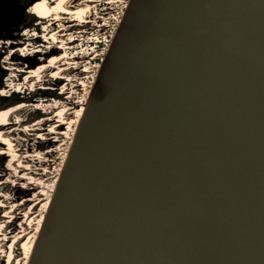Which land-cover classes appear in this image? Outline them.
<instances>
[{"label":"water","instance_id":"obj_1","mask_svg":"<svg viewBox=\"0 0 264 264\" xmlns=\"http://www.w3.org/2000/svg\"><path fill=\"white\" fill-rule=\"evenodd\" d=\"M28 264H264V0H129Z\"/></svg>","mask_w":264,"mask_h":264},{"label":"rangeland","instance_id":"obj_2","mask_svg":"<svg viewBox=\"0 0 264 264\" xmlns=\"http://www.w3.org/2000/svg\"><path fill=\"white\" fill-rule=\"evenodd\" d=\"M25 1L27 3L37 0ZM128 3L129 0H97L96 3H91L93 11L89 22L70 27L67 32H64L67 33L65 39L69 35L73 37V41L68 44L65 52L68 56H76L64 67L65 74L69 76L68 81L47 75L45 81L39 85L44 89L37 88L32 93L25 85L20 89V93L13 92L5 96L10 100L13 94H18L19 97H23V103H34L35 100H40V102L55 104L59 110L62 108L65 111L64 116L67 123L57 127L56 132L51 133L48 131L49 126L55 122L46 121L49 114L42 110L28 109L19 114L22 122L12 128L15 129L12 135L19 147V152L23 157H26L23 160L30 166L25 170L16 167L15 164L14 168L9 169L7 167L9 158L0 155V264H5V261H8V264H17V262L18 264H28L51 205L59 176L67 160L73 137L83 119L107 48ZM73 4L80 6L83 3L82 0H76ZM25 15V25L14 31H9V35L5 37V41L11 40L12 44L5 43V52H2L3 44L0 47V71L5 72L4 77L0 79V89L6 88L7 78L15 80L17 83L23 80V73L17 71L13 73L11 70H7L9 65L25 70L35 68L47 57L60 53L56 48L46 51L48 45L41 38L44 34L42 20L27 10ZM31 16L34 17V20ZM30 20L33 21L31 25L28 24ZM62 24L70 25L65 22ZM56 28V24L51 27V29ZM34 32L36 35H33ZM23 33H27V35ZM53 47L55 46L53 45ZM13 48H24L25 52L23 53L27 56L23 57L19 51H16L12 53V57L9 56L7 63L3 64L2 57L8 55V52ZM37 49H40V52L33 53ZM47 90H55L59 95L58 98H47L44 95ZM61 94L63 95L61 96ZM9 105L12 104L2 103L0 100V109L9 107ZM81 106H85L84 111L76 123L77 113ZM58 109L52 110L50 114L56 120H61L59 116L55 115L58 113ZM42 118H44V123L41 126L43 130H21L24 124H31ZM39 132L44 134L45 139L37 137ZM30 246L32 247L28 253ZM9 254L11 255L9 256Z\"/></svg>","mask_w":264,"mask_h":264},{"label":"bare ground","instance_id":"obj_3","mask_svg":"<svg viewBox=\"0 0 264 264\" xmlns=\"http://www.w3.org/2000/svg\"><path fill=\"white\" fill-rule=\"evenodd\" d=\"M76 0H64L63 4H61V0H37L34 1L28 8H35L36 4L43 3L44 7L39 9V15H37L36 11L29 12L32 15L39 18V20H42V31L44 34H42V41L44 43H47L48 47L46 48V51H51L53 48H56L60 51L58 55L47 57V59L42 62L41 64L35 66V68H29V69H23L21 67H16L13 65H9L7 67V70H11L13 73L15 71L19 73H23V80L22 82H16L15 80H12L10 78H7V84L6 88L0 89V96H8L10 93L13 92H19L20 89L24 88V86H28V90L30 92L36 91L37 88L42 89L43 87H39L40 84H42L45 81V77L48 75L52 78L57 79H65L66 81L69 80V76L65 74V65L70 63V60H73L76 58L75 55L68 56L65 52V50L68 47V44H70L73 41L72 35L67 36L65 39L67 32L70 27L74 26H80L82 23L89 22L90 17L92 15V9L91 3H96L97 0H82V5L76 6L73 3ZM57 5L63 8V11L55 10L53 11V8H55ZM68 23L69 26H65L62 23ZM57 26L56 29H51L52 25ZM53 33L55 35H53ZM53 45L55 47H53ZM63 45V47H61ZM25 52V50H24ZM38 51H34L33 53H36ZM40 52V51H39ZM46 53V52H45ZM13 55V54H12ZM11 55V57H12ZM21 56H27L24 53H20ZM8 56V55H6ZM54 57H57L55 59V62L52 63ZM9 60V56L7 60L2 61L3 64L7 63ZM18 69H23L22 71H19ZM40 70V71H38ZM36 73V75H33V73ZM44 89V88H43ZM85 106H81V108L78 110L79 115H77V121L78 123L79 118L82 115V112L84 111ZM59 107L55 104H48L45 102H40V100H35L34 103H18L3 109H0V155H5L9 158L8 164L11 165L10 167L7 166L9 169L14 168L13 165L16 164V167L23 168L25 170L28 169L30 164L26 163L23 159L26 157H23L19 152V147L16 144V141L12 135V133L15 132V129L13 126L19 125V123L22 122V120L19 117V114L25 110H42L44 113L49 114V117L46 118V121H54L55 123L49 126L48 131L51 133L56 132V128L66 124L65 121V111L62 109H58ZM58 109V113H55L56 116H59L61 120H56L52 117L50 114L52 110ZM54 116V115H53ZM44 118L40 120H36L35 122L31 124H24L22 127V131H40L42 129V124L44 123ZM60 125H57V124ZM43 130V129H42ZM37 137L39 139H45L44 134L39 132ZM7 141V143H5ZM40 153V152H39ZM37 155V154H36ZM50 201V200H49ZM42 222V221H41ZM32 245V244H31ZM31 247H29V252L31 250ZM26 250V249H25ZM27 251V250H26ZM29 255V254H28ZM28 259V256H26Z\"/></svg>","mask_w":264,"mask_h":264},{"label":"snow or ice","instance_id":"obj_4","mask_svg":"<svg viewBox=\"0 0 264 264\" xmlns=\"http://www.w3.org/2000/svg\"><path fill=\"white\" fill-rule=\"evenodd\" d=\"M63 2H64V0H61V4H63ZM43 7H44V4H43V3L36 4L34 9H33V8H29L28 11H29V12L36 11L37 15H39V14H40V13H39V9H41V8H43ZM57 9L60 10V11H63V8L60 7L59 5H57L55 8H53V11H55V10H57ZM23 34H24V35H27V33H23ZM33 35H36V33L34 32ZM53 35H55V34L53 33ZM4 43H7V44L11 45V44H12V41H11V40H7V41L0 40V45H2V44H4ZM61 47H63V45H61ZM24 50H25L24 48H20V49H15V48H13V49H11V50L8 52V56H11L12 53H13V52H16V51H19V52L22 54V53L24 52ZM37 51L39 52L40 49H37ZM8 56H3L2 59L7 60V59H8ZM56 58H57V57H54L53 60H52L51 62L54 63ZM40 59H43V57H40ZM18 70H19V71H22L23 69H18ZM38 71H40V70H38ZM33 75H36V73L34 72ZM77 115H79V112L77 113ZM5 143H7V141H5ZM7 166L10 167L11 165L9 164V165H7ZM5 215H6V213H5ZM10 255H11V254H9V256H10ZM5 264H8V261H5ZM17 264H18V262H17Z\"/></svg>","mask_w":264,"mask_h":264},{"label":"flooded vegetation","instance_id":"obj_5","mask_svg":"<svg viewBox=\"0 0 264 264\" xmlns=\"http://www.w3.org/2000/svg\"><path fill=\"white\" fill-rule=\"evenodd\" d=\"M5 1H8V0H0V14H2V16L4 17V21H5ZM29 2H30V1H28V2L26 3L25 0H17L18 5L21 6V7L26 6ZM25 17H26V15H25V13H24V15H23V19H22V23L14 25L13 27L10 28L9 31H14V30H16L18 27L23 26V25L25 24ZM9 31H7V32H5V30L2 31V32L0 33V40H4V41H5V37H6L7 35H9V34H8ZM41 38H42V37H41ZM42 40H43V39H42ZM0 47H1V45H0ZM3 48H4V49L2 50V52H5V43L3 44ZM0 58H1V54H0Z\"/></svg>","mask_w":264,"mask_h":264},{"label":"trees","instance_id":"obj_6","mask_svg":"<svg viewBox=\"0 0 264 264\" xmlns=\"http://www.w3.org/2000/svg\"><path fill=\"white\" fill-rule=\"evenodd\" d=\"M34 16V15H33ZM31 16L34 20V17ZM33 21L30 20L29 21V25H31ZM25 25V24H24ZM4 74L5 72L4 71H0V79L4 77ZM44 95L47 97V98H52V99H56L58 98L59 95L56 94V91L55 90H47L44 92ZM20 95L18 94H13L12 95V98L10 100L7 99V97L5 96H2L0 97V100L2 101V103H5V102H8L9 104H12V105H15V104H18V103H21V102H24L23 101V97H19ZM12 105H9V106H12Z\"/></svg>","mask_w":264,"mask_h":264},{"label":"built area","instance_id":"obj_7","mask_svg":"<svg viewBox=\"0 0 264 264\" xmlns=\"http://www.w3.org/2000/svg\"><path fill=\"white\" fill-rule=\"evenodd\" d=\"M63 94H61V96H62Z\"/></svg>","mask_w":264,"mask_h":264}]
</instances>
